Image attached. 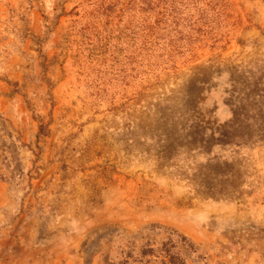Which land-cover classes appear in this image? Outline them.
Segmentation results:
<instances>
[{
    "label": "rangeland",
    "instance_id": "1",
    "mask_svg": "<svg viewBox=\"0 0 264 264\" xmlns=\"http://www.w3.org/2000/svg\"><path fill=\"white\" fill-rule=\"evenodd\" d=\"M0 264H264V0H0Z\"/></svg>",
    "mask_w": 264,
    "mask_h": 264
}]
</instances>
